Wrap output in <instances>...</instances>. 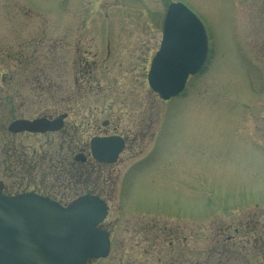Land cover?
<instances>
[{
  "label": "rangeland",
  "instance_id": "obj_1",
  "mask_svg": "<svg viewBox=\"0 0 264 264\" xmlns=\"http://www.w3.org/2000/svg\"><path fill=\"white\" fill-rule=\"evenodd\" d=\"M98 1L0 0V81L7 79L1 70L19 64L8 56L39 48L46 53L39 64L48 70L62 64L58 97L74 92L72 37L82 32L81 21L100 18L87 33L110 39L114 52L115 39L124 34L123 57L116 66L111 60L102 87L89 92L79 84L75 101L58 103V109L71 108L78 123L104 110L130 114L129 124L144 129L142 156L123 164L132 170L120 174L104 222L112 228L110 254L88 264H264L262 249L253 254L245 238L221 241L250 219H260V230L264 226V0H181L207 28L210 60L170 100L147 81L168 0H106L101 10ZM79 45L80 54L97 52L92 41ZM51 49L58 58L49 56ZM13 103L18 113L46 106ZM6 105L0 99V160L11 140ZM4 173L0 164V176L9 182Z\"/></svg>",
  "mask_w": 264,
  "mask_h": 264
},
{
  "label": "flooded vegetation",
  "instance_id": "obj_2",
  "mask_svg": "<svg viewBox=\"0 0 264 264\" xmlns=\"http://www.w3.org/2000/svg\"><path fill=\"white\" fill-rule=\"evenodd\" d=\"M105 1H98L99 10L104 8L107 2ZM168 3L169 0L167 5ZM116 6L118 7L119 4ZM91 17L84 22L81 21L82 32L72 37L73 45L76 44L72 65L75 86L72 87L74 92H71L68 97H58V85L61 89L63 86L62 64L59 67L55 65L53 69L49 70L46 65L39 64L38 59L45 57V52L34 47L17 49L16 54L8 56L13 63L18 62L19 64H9L7 66L9 68L6 67V73L2 72L5 68L1 70L3 78L7 79L0 81V89L7 88V94L4 96L0 90V99H4L8 109L10 108L11 116L7 123V131L11 140L8 139L0 160L5 171L3 177L9 182H5L1 175L0 190L7 195L32 192L59 201L64 205L83 194L98 195L108 203L110 214L113 208L112 197L114 196L113 193L115 194L119 176L123 172L124 178L132 170L130 168L126 172L123 169V164L142 156L144 129L143 125L133 128L129 124L130 114L128 118H122V114L114 115L111 114V111L91 112L85 114L89 120L84 124V122L78 123L71 118L73 115L71 108L58 109V103L67 100L75 101L76 98L73 97L78 95L79 84L84 85L89 92L94 90V87H102L101 79L108 78L105 72L106 68L109 69L111 60L115 58L112 66H116L117 60L123 57L121 46L124 34H119L121 35L120 40L115 39L119 45L114 52L111 48L112 41L110 39H98L95 32L94 38V35L93 37L89 36L90 32L87 33L94 30L92 22L97 23L100 20V18L91 19ZM106 17L111 18L109 15ZM121 25L120 22L119 26ZM39 30L42 31L44 28L40 27ZM82 40L92 41V44H96L97 52L95 51L91 55L85 49L80 54L79 43ZM49 52L54 53L49 56L58 58L56 50L51 49ZM99 58L107 61V63L101 64L100 61L102 60ZM23 62L26 64H22ZM14 67L17 72L13 70ZM6 74L8 76H5ZM28 100L42 102L46 106L35 109L36 111L30 108L28 112L21 111L20 113L15 111L14 106L12 107L14 101L24 103ZM59 118L62 119L60 128L52 127L43 131H13L9 128L10 124L18 119L58 121ZM80 125L81 128H79ZM110 136L122 137L124 146L115 161L100 160L95 155L93 140ZM10 180L12 181L10 182ZM260 223V219H250L247 223L243 222L235 227L234 233L226 234L225 238L221 236V241L224 244L227 241L236 240V236L245 238L251 245L253 254L262 249L260 263H263L264 226L260 230ZM105 227L112 229L109 225H105ZM223 232L220 231V235H223ZM219 252L225 254L227 251L222 246Z\"/></svg>",
  "mask_w": 264,
  "mask_h": 264
},
{
  "label": "water",
  "instance_id": "obj_3",
  "mask_svg": "<svg viewBox=\"0 0 264 264\" xmlns=\"http://www.w3.org/2000/svg\"><path fill=\"white\" fill-rule=\"evenodd\" d=\"M208 58L209 36L202 20L183 2L170 3L162 44L149 71L151 87L164 99L178 95ZM61 126V118L18 119L9 128L43 131ZM93 146L100 160L114 161L124 140L97 138ZM107 213L108 205L99 196L83 195L64 206L35 193L9 196L0 190V264H87L105 257L110 233L99 225Z\"/></svg>",
  "mask_w": 264,
  "mask_h": 264
},
{
  "label": "bare ground",
  "instance_id": "obj_4",
  "mask_svg": "<svg viewBox=\"0 0 264 264\" xmlns=\"http://www.w3.org/2000/svg\"><path fill=\"white\" fill-rule=\"evenodd\" d=\"M209 60H210V54H209V58H208L206 64L203 66V68L201 69V71L206 67V65L208 64ZM201 71H199V72H201ZM199 72H198V73H199Z\"/></svg>",
  "mask_w": 264,
  "mask_h": 264
}]
</instances>
